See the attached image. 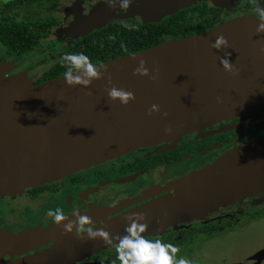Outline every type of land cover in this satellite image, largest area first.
Returning <instances> with one entry per match:
<instances>
[{
	"label": "water",
	"instance_id": "1",
	"mask_svg": "<svg viewBox=\"0 0 264 264\" xmlns=\"http://www.w3.org/2000/svg\"><path fill=\"white\" fill-rule=\"evenodd\" d=\"M193 1L151 0V14H169ZM257 24L256 16H239L103 61L99 64L106 66L105 76L93 80L87 89L66 85L63 76L40 83L22 76L4 77L8 65L0 62V196L15 195L140 146L174 141L185 133L264 108V32L257 31ZM219 33L228 39L227 49L211 47ZM226 51L239 69L237 75L220 64ZM141 59L150 74L157 75L156 80L133 74ZM113 85L132 91L135 99L127 105L110 100L106 89ZM152 104H158L160 111L149 115ZM166 128L170 129L167 133ZM263 150L264 138L228 152L166 195L96 227L122 234L126 216L138 212L145 215L146 234L171 219L255 192L264 182V155L251 157ZM27 234L5 239L0 250L22 246L34 240L31 235L42 233ZM64 235L45 253L6 264H68L115 245H105L99 238Z\"/></svg>",
	"mask_w": 264,
	"mask_h": 264
},
{
	"label": "flooded vegetation",
	"instance_id": "2",
	"mask_svg": "<svg viewBox=\"0 0 264 264\" xmlns=\"http://www.w3.org/2000/svg\"><path fill=\"white\" fill-rule=\"evenodd\" d=\"M228 1L196 0L169 14H151V0H133L126 10L109 7L104 0H0V62L8 65L3 75L21 72L32 83H39L40 79L54 74L65 52L113 23L119 29L124 21L135 26L150 25L190 9L195 10L186 21L195 28L211 23L208 29L244 15L257 17L259 0ZM237 3L242 7L238 8ZM199 9L205 12L204 16L199 15ZM168 39L174 38L164 40ZM32 60L34 63L27 65ZM18 64L27 66L17 71ZM60 76L63 74L52 78ZM263 138L264 108L185 133L159 149L140 146L134 152H124L117 157L119 164L115 169L107 171L103 164L109 161H105L79 170L64 181L57 179L26 188L23 191L29 200L21 208L22 219L16 220L23 226L11 229L13 222L9 221L0 238L6 233L12 235L26 230L44 235L27 240L28 245L26 242L6 252L0 250V264L45 253L57 242V237H65L66 232L60 226L65 221L60 225L53 223L47 215L49 209L59 207L70 219H74L73 209H78L92 217L93 226H98L166 195L174 190L170 185L172 180ZM260 153L263 156L264 150L255 152L251 158L259 157ZM30 213H36V219L25 225ZM144 235L147 239L173 243L179 249L176 256H184L193 264H264V182L255 192L203 212L171 219ZM216 243L223 244L220 250L215 248ZM115 255V245H110L68 264H101V260L109 264Z\"/></svg>",
	"mask_w": 264,
	"mask_h": 264
},
{
	"label": "clouds",
	"instance_id": "3",
	"mask_svg": "<svg viewBox=\"0 0 264 264\" xmlns=\"http://www.w3.org/2000/svg\"><path fill=\"white\" fill-rule=\"evenodd\" d=\"M109 7H118L126 10L133 3V0H104ZM257 14V31L264 32V0H259L256 8ZM123 48L124 45L122 44ZM211 47L216 50L227 49L229 41L223 33L216 35ZM231 52H225L220 57V64L225 71L230 74L237 75L239 69L235 67L230 60ZM61 63L65 67L63 73L64 83L68 86L80 85L87 89L93 80L101 79L106 74V66L102 64H94L90 57L83 51L65 52L61 57ZM134 75L149 76L150 79L156 80L155 73L150 74L149 69L145 66L143 59L138 61V66L133 70ZM107 96L110 100H118L122 105H127L135 99V94L130 90L111 86L106 89ZM220 102V98H217ZM160 106L152 104L148 109V114L159 112ZM164 116L167 113H163ZM170 129L166 128L165 132ZM47 215L52 219L53 223L60 225L64 232L72 233L75 231L78 237L95 240L101 239L105 245L115 242V259L109 261V264H193V261L184 256H176L179 251L173 243H166L160 239H147L144 233L148 228L145 215L143 213L133 212L126 216V223L122 234L113 235L104 227H96L91 223L92 217L86 213L73 209L74 219H70L65 212L56 207L54 210L49 209ZM101 264L104 261L101 260Z\"/></svg>",
	"mask_w": 264,
	"mask_h": 264
},
{
	"label": "trees",
	"instance_id": "4",
	"mask_svg": "<svg viewBox=\"0 0 264 264\" xmlns=\"http://www.w3.org/2000/svg\"><path fill=\"white\" fill-rule=\"evenodd\" d=\"M233 1L237 0H229L228 2ZM248 5L252 7L253 4L249 2ZM192 10L195 9L178 11L166 20H162L159 23H151L150 25L135 26L132 22L124 21L122 29H119L115 23L110 24L96 31L94 35L86 38L70 52L83 51L94 64H99L110 58L135 53L153 46L168 37L176 39L199 31L201 32L211 25V23H205L204 26L201 25V28L192 27V23L186 21V17L194 12ZM197 12H199L200 16L205 15V12L200 9ZM122 44L124 45L123 48L121 47ZM64 71L65 67L61 63L53 75L45 76L39 80V83L40 81L61 75ZM154 163L151 161V164Z\"/></svg>",
	"mask_w": 264,
	"mask_h": 264
},
{
	"label": "rangeland",
	"instance_id": "5",
	"mask_svg": "<svg viewBox=\"0 0 264 264\" xmlns=\"http://www.w3.org/2000/svg\"><path fill=\"white\" fill-rule=\"evenodd\" d=\"M196 1V0H195ZM195 1H193L192 3H194ZM198 1H201V0H198ZM203 1V0H202ZM237 5H238V8H241L242 6L239 4V3H237ZM153 11H152V9H151V13H152ZM34 60V59H33ZM31 61L30 63H26L27 65H30V64H32V63H34V61ZM25 64V65H26ZM18 65H20V68L19 67H16V69L15 70H20V69H22L25 65H21V64H18ZM26 65V66H27ZM21 72H17L16 74H13V75H11V76H4V77H13V76H22L21 74H20ZM22 77H26V76H22ZM30 82H32V80L30 79V78H28V77H26ZM181 138V136L179 137V138H177L178 140ZM177 139H175L174 141L172 140L171 142H175ZM169 144L170 143V141H162V142H159V143H156V144H152V145H148L146 148H150L151 147V149L152 148H158L159 149V147L162 145H165V144ZM161 146V147H162ZM160 147V148H161ZM134 150H136V148L135 149H133V150H129L130 152H134ZM127 152V151H126ZM228 153V152H227ZM227 153H224V154H222V155H226ZM122 154H124V153H122ZM122 154H119V155H116V156H114V157H112V158H110V159H106V160H104V161H102V162H100V163H97V164H95V165H101V164H103V163H105V161H109V162H106L105 164H103V166H105V167H107V171H109L110 169H115V167H117L118 166V162H117V157H119V156H121ZM221 155V156H222ZM218 159V158H217ZM241 161V160H240ZM214 163V162H213ZM92 166H94V165H92ZM209 166V165H208ZM89 167H91V166H89ZM89 167H87V168H89ZM207 167V166H206ZM206 167H204V168H201L200 170H197V171H201V170H203V169H205ZM87 168H84V169H87ZM81 170H83V169H81ZM77 171H79V170H77ZM77 171H75V172H77ZM196 171V172H197ZM216 170H212V171H210V172H215ZM75 172H73V173H75ZM195 171H191L190 173H188L186 176H184V177H182V178H178V179H174V181L172 180L171 181V184L170 185H172V187L171 188H173V189H175V188H177V187H180L181 185H183V184H185V183H187L189 180H190V178L192 177V175H193V173H194ZM209 172V173H210ZM73 173H71V174H73ZM208 172L207 173H204V174H209ZM71 174H68V175H66V176H64V177H61V178H59L58 180H62V181H64L69 175H71ZM106 176H113V175H106ZM170 183V182H169ZM170 185L168 186V187H170ZM27 200H29V197L24 193V191H22L21 193H17V194H15V195H3L2 197H0V233L2 232V229L3 228H5L6 229V227H9V225H8V223H9V221H11V222H13V226H12V228L11 229H18V227H22L23 226V224L22 225H18V223L19 222H17L16 223V220H21L22 219V216H21V208H22V206L23 205H25V202L27 201ZM36 201H38V199H36L35 200V202ZM35 214L36 213H34V214H29V216H31L30 218H28V221H26V223H25V225H27V224H29V223H31V222H33V221H35V219H36V217H35ZM27 231V235H31V234H29V233H33V232H30V231H28V230H26ZM21 233V232H20ZM37 233V232H36ZM19 234V233H18ZM17 234H7L6 233V236H4V237H2V238H0V242H2V241H4L5 239L7 240V239H9L10 237H12V236H16ZM37 236L38 235H43V234H36ZM36 235H33V236H35V237H33V238H31V239H37V236ZM1 237V236H0ZM32 237V236H31ZM229 244V243H228ZM228 244H226V245H228ZM223 245V244H222ZM222 245L221 246H219V244L218 243H216V245H215V248L217 249V250H220L221 248L220 247H222ZM239 251H237V252H235L234 254H237Z\"/></svg>",
	"mask_w": 264,
	"mask_h": 264
}]
</instances>
